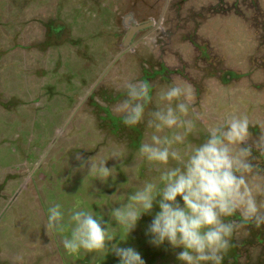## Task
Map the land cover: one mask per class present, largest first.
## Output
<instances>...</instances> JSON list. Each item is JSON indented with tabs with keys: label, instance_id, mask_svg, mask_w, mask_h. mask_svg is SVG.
<instances>
[{
	"label": "rangeland",
	"instance_id": "rangeland-1",
	"mask_svg": "<svg viewBox=\"0 0 264 264\" xmlns=\"http://www.w3.org/2000/svg\"><path fill=\"white\" fill-rule=\"evenodd\" d=\"M164 11L167 33L142 32L134 51L114 63L126 15L158 21ZM148 70L161 74L146 111L156 108L161 87L192 86L200 115L194 142L232 115H246L257 138L264 128V0H0V264H119L111 252L67 254L61 239L68 232L46 227L55 203L65 222L77 206L111 222L115 243L134 248L145 264H182L176 257L183 249L149 242L158 205L128 236L108 215L154 175L137 151L151 130L126 127L117 112L124 84L144 81ZM102 77L99 97L83 103ZM104 109L120 119L124 137L105 135ZM77 155L108 159L112 176L88 174L90 163L81 168ZM228 219L239 221V213ZM232 243L223 264H264V224L245 225Z\"/></svg>",
	"mask_w": 264,
	"mask_h": 264
},
{
	"label": "clouds",
	"instance_id": "clouds-1",
	"mask_svg": "<svg viewBox=\"0 0 264 264\" xmlns=\"http://www.w3.org/2000/svg\"><path fill=\"white\" fill-rule=\"evenodd\" d=\"M123 88L125 96L117 112L126 127L145 123L151 130L137 151L154 175L129 194L125 203L110 210V221L128 236L142 214H151L154 204L158 205L146 232L152 245L167 242L173 249H183L176 257L182 264H223L241 228L264 224V128L253 139L249 118L232 115L208 127L203 140L196 143L190 137H199L200 115L191 85L174 82L161 87L151 111H146L153 102L146 82L128 81ZM76 158L81 168L90 163L88 174L101 181L115 169L106 166L108 159ZM237 213L239 221L228 219ZM46 227L59 234L68 232L61 243L69 255L111 252L119 264H145L134 248L115 243L111 222L82 207L71 210L65 222L62 206L51 205Z\"/></svg>",
	"mask_w": 264,
	"mask_h": 264
},
{
	"label": "flooded vegetation",
	"instance_id": "flooded-vegetation-1",
	"mask_svg": "<svg viewBox=\"0 0 264 264\" xmlns=\"http://www.w3.org/2000/svg\"><path fill=\"white\" fill-rule=\"evenodd\" d=\"M165 11L163 12V14L161 15V17H160V19L158 21H156L154 18H151L150 21L143 22V21L137 20L135 18V15L132 14V13L126 15V18H124V21L122 22V25L124 26V29L127 30V32H126V35H125V38H124L123 42L120 45L121 48H122V50H121L118 58L114 61V63H116L117 61H119V59L122 56L130 53L131 51H134L136 44L138 42H140L142 40L143 36H144V35H141L142 32L154 31L155 29H157V30L161 31L162 34L167 33V30L165 29V26L163 25V17L165 16ZM144 25H148V26L146 28L141 29V30H138V31H136L135 33L132 34L133 28L140 27V26H144ZM54 27H53V29H54ZM60 32H61V28H58L57 30L53 31V33L55 34V36H59ZM121 35L122 34L115 35V36H116V38L117 37L120 38ZM129 37H130V39H129ZM113 45L115 46V45H117V43L116 42H113ZM162 64H164V63H161V65ZM164 66H165V64H164ZM164 66L161 68L162 71L163 70H166L167 71V69ZM178 70L175 69L172 72H179ZM106 73L104 74V76L106 75ZM160 74H161V72H159V71L150 72V70H148V72H146L145 75L143 76L144 81L150 86V93H151V96L152 97H153L154 91H155V89L153 88L154 85H152V84L154 83V81H156L158 78H160ZM149 76L152 77V82L151 83L149 81H146V78L147 77L149 78ZM103 77L100 78L98 80V82H96L95 86L92 87L91 91L85 96V98L83 100V103L85 101H88L87 103L94 102V98L99 97V90H100V88L98 89V87L100 86V83H101ZM104 110L106 111V116L103 119L100 118L99 119V123H100V127L105 131V135L107 134V137H109V138H115V139H117L118 137L119 138L124 137V135L122 134V132L124 130H121L120 129V125H119L120 119L119 120L118 119H115L112 116V114L109 112V110H106V109H104ZM112 120L113 121H116L117 123L114 125L113 124L114 122L112 123ZM102 129H101V131L103 132ZM132 145L135 146L137 144L134 141L133 142L131 141V145H128V146H132ZM261 166L263 167V163H261Z\"/></svg>",
	"mask_w": 264,
	"mask_h": 264
},
{
	"label": "water",
	"instance_id": "water-1",
	"mask_svg": "<svg viewBox=\"0 0 264 264\" xmlns=\"http://www.w3.org/2000/svg\"><path fill=\"white\" fill-rule=\"evenodd\" d=\"M147 26H148V25H144V26H140V27H135V28H133V32H132V34L135 33V32L138 31V30H141V29L146 28ZM129 39H130V37H129Z\"/></svg>",
	"mask_w": 264,
	"mask_h": 264
}]
</instances>
